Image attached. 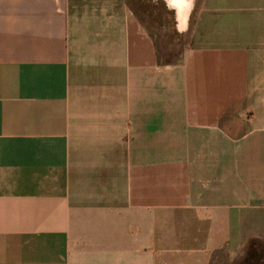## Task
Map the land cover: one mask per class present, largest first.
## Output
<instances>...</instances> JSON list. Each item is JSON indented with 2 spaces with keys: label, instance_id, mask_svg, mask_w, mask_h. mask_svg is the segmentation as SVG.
<instances>
[{
  "label": "crops",
  "instance_id": "0c3cea01",
  "mask_svg": "<svg viewBox=\"0 0 264 264\" xmlns=\"http://www.w3.org/2000/svg\"><path fill=\"white\" fill-rule=\"evenodd\" d=\"M216 252L264 264V0H0V264Z\"/></svg>",
  "mask_w": 264,
  "mask_h": 264
},
{
  "label": "rangeland",
  "instance_id": "374dc122",
  "mask_svg": "<svg viewBox=\"0 0 264 264\" xmlns=\"http://www.w3.org/2000/svg\"><path fill=\"white\" fill-rule=\"evenodd\" d=\"M169 33V37H170V32ZM167 39V38H166ZM162 43H164V40H160V45H162ZM180 46V45H179ZM178 46L177 41L175 40V45L174 47H170L169 50L166 52L167 48H163L160 47V58H163L165 60H170L173 59L176 56V53L179 51L180 47ZM259 252L258 257H260L262 259L263 255V250H257ZM260 255V256H259ZM227 258L225 255L222 254V252H216L210 261V264H226L227 262Z\"/></svg>",
  "mask_w": 264,
  "mask_h": 264
}]
</instances>
